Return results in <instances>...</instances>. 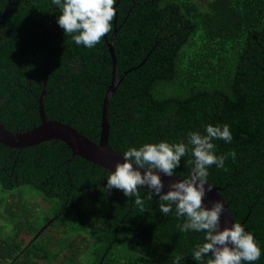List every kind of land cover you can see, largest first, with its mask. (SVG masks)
<instances>
[{"label": "trees", "instance_id": "obj_1", "mask_svg": "<svg viewBox=\"0 0 264 264\" xmlns=\"http://www.w3.org/2000/svg\"><path fill=\"white\" fill-rule=\"evenodd\" d=\"M112 27L93 48L75 45L51 0H0V122L24 132L44 110L98 141L109 103V145L179 142L206 124H227L212 165L233 214L259 241L264 264V0H117ZM124 75L123 77H121ZM189 156L174 175L188 174ZM110 170L62 140L24 148L0 143V264H196L201 234L181 232L170 211L138 188L103 192Z\"/></svg>", "mask_w": 264, "mask_h": 264}, {"label": "clouds", "instance_id": "obj_2", "mask_svg": "<svg viewBox=\"0 0 264 264\" xmlns=\"http://www.w3.org/2000/svg\"><path fill=\"white\" fill-rule=\"evenodd\" d=\"M116 2L51 0L59 11L57 25L70 35L75 45L85 48H93L110 31L117 12L113 7ZM217 139L232 141L229 125H203L202 132L190 130L179 142L160 140L128 147L122 153L123 162L116 163L101 191L119 189L125 197L132 196L140 204L137 189H146L149 199H158L161 213L167 215L172 211L177 220L182 218L183 222L176 225L181 232L201 234L191 250V259L196 264H254L262 250L253 233L235 221L218 230L224 202L217 199L210 206L203 203L206 193L213 189L208 183L209 167L223 168L228 157H235L233 151L217 155L213 143ZM185 156L190 157L188 174L175 179L174 170ZM161 174L172 178L166 191Z\"/></svg>", "mask_w": 264, "mask_h": 264}, {"label": "water", "instance_id": "obj_3", "mask_svg": "<svg viewBox=\"0 0 264 264\" xmlns=\"http://www.w3.org/2000/svg\"><path fill=\"white\" fill-rule=\"evenodd\" d=\"M116 35V30L112 34V38L108 41L109 50L112 56V83L106 94L103 115L101 123V132L98 141L91 140L83 135L74 127L69 124L63 123L57 120L49 119L44 110V97L46 94V83L44 85V91L39 98V114L40 124L31 130L24 132H14L6 128L0 122V143L12 148H24L31 145L39 144L47 140H62L72 150L73 155H79L84 159L93 162L110 171L115 170L117 162H123L122 153L114 150L108 143L109 139V103L111 96L119 83L118 65L115 51L113 48V41ZM122 75L121 77H123ZM162 181L165 184V191L167 190V184L172 178L161 174ZM175 179H182L178 176ZM209 183V182H208ZM211 184V183H210ZM213 185V184H212ZM222 200L225 208L219 219L218 230H222L224 227H230L232 222L235 221L233 214L229 208V205L219 192V187L213 185L211 192H207L203 198V203L210 206L213 200Z\"/></svg>", "mask_w": 264, "mask_h": 264}]
</instances>
